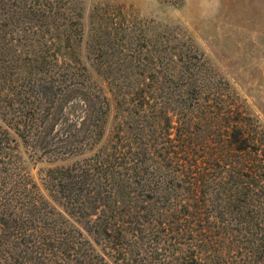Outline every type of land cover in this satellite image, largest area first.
<instances>
[{
  "label": "trees",
  "instance_id": "obj_1",
  "mask_svg": "<svg viewBox=\"0 0 264 264\" xmlns=\"http://www.w3.org/2000/svg\"><path fill=\"white\" fill-rule=\"evenodd\" d=\"M105 3L86 42L115 100L103 142L76 5L0 0V264H228L219 230L264 264V129L197 48L155 28L148 52L120 50ZM85 152L41 185L25 168Z\"/></svg>",
  "mask_w": 264,
  "mask_h": 264
},
{
  "label": "rangeland",
  "instance_id": "obj_2",
  "mask_svg": "<svg viewBox=\"0 0 264 264\" xmlns=\"http://www.w3.org/2000/svg\"><path fill=\"white\" fill-rule=\"evenodd\" d=\"M69 1L81 12L84 34L78 51L82 62L87 65L94 83L108 102L103 142L112 133L115 100L105 75L98 70L96 62L87 57L86 48L90 25L94 20L92 8L102 2H107L105 9L108 12L116 13L113 18L119 29L120 50L148 52L151 49L149 39L155 28L162 36L173 37L171 41L176 44L197 48L212 69L221 93L256 119L264 129V0ZM106 24L110 26L111 21ZM87 154L50 161L46 156L30 158L28 153H24L25 168L41 185L47 168L69 164ZM215 231L218 230L215 228ZM218 234V240L223 242L217 249L226 252L228 264H262L249 257L248 243L233 241L228 235H222L220 230ZM215 238H219L218 235Z\"/></svg>",
  "mask_w": 264,
  "mask_h": 264
}]
</instances>
